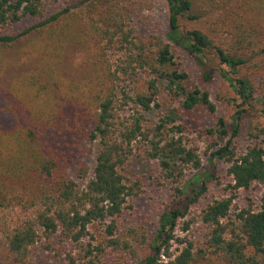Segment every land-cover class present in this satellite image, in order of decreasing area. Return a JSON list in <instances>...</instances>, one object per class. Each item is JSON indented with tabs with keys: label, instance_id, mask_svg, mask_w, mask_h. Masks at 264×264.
I'll use <instances>...</instances> for the list:
<instances>
[{
	"label": "trees",
	"instance_id": "trees-1",
	"mask_svg": "<svg viewBox=\"0 0 264 264\" xmlns=\"http://www.w3.org/2000/svg\"><path fill=\"white\" fill-rule=\"evenodd\" d=\"M163 1L165 40L139 38L119 0H83L77 11L51 10L45 0H0V72L3 53L17 42L25 40L37 48L34 69L4 92L14 121L3 118L0 104V232L15 263L27 258L39 232L45 238L58 234L80 243L95 222L105 225V245L87 243L67 264H109L106 255L117 250L113 264H191L205 256L203 249L194 251L191 241L179 238L176 241L184 244L179 253L170 252L177 221L206 191V182L215 179L210 169L200 172L201 159L176 123L182 121L181 113L201 107L214 112L215 107L208 91L190 85L188 75L177 68L173 46L205 69V81L217 73L238 101L230 119L218 118L209 130L215 141L208 163L215 159L228 165L231 192L254 183L264 187V149L253 144L238 152L233 144L247 117L264 120L261 85L246 74L259 67L257 57L264 60V43L257 47V37L264 36V2L228 0L238 33L233 45L223 48L201 30L181 26L182 19L201 20L198 0ZM254 8L260 29L244 27ZM26 18L32 24L13 32ZM78 42L86 44L93 58L91 72L75 81L63 75L61 62L65 48ZM160 99L171 101V107L146 127L145 115L160 108ZM249 125L258 128L253 121ZM85 154L92 158L91 167L82 158ZM137 157L155 160L175 198L184 196L160 214L147 243L144 233L131 228L119 235L118 228L127 200L140 192L139 184L126 175ZM70 170L82 185L68 176ZM187 170L198 171L188 181L199 186L193 196L183 189ZM28 181L39 191L26 205L18 192H31ZM233 199H213L200 210V221L208 229L206 249L231 264H264V190L257 209L242 208L232 216ZM15 201L19 213H14ZM187 228L185 224L183 230Z\"/></svg>",
	"mask_w": 264,
	"mask_h": 264
},
{
	"label": "rangeland",
	"instance_id": "rangeland-1",
	"mask_svg": "<svg viewBox=\"0 0 264 264\" xmlns=\"http://www.w3.org/2000/svg\"><path fill=\"white\" fill-rule=\"evenodd\" d=\"M50 4V9H62L65 7L72 8L77 11L78 3L83 0H45ZM204 15L199 21H187L182 19L181 26L185 29H199L213 42L223 48H230L238 33L236 29V17L233 11V5L228 0H198ZM264 2V0H260ZM124 5V10L128 15L135 33L139 38L148 39L151 36L160 37L165 40V32L167 31L166 7L163 0H119ZM258 3L256 7H259ZM255 7V8H256ZM248 11L246 18L249 22L244 27L251 26L260 29L262 22L257 16V9ZM247 21V20H245ZM32 24L29 18L24 19L13 32L22 30L25 26ZM258 32H262L261 30ZM256 32V34L258 33ZM259 36V35H258ZM257 47H263L264 36L257 37ZM28 45V46H27ZM29 49V50H28ZM36 46H31L25 40L17 42L12 48L7 49L3 53L4 69L0 72V104L3 106V118L12 122L15 117L8 109V101L4 92L10 89L22 74L34 69L37 62L35 53ZM27 50V51H26ZM173 53L177 68L188 75L190 85L200 87L208 91L210 101L214 104L215 111L210 112L206 108H198L195 111L181 113L182 121L176 122L183 127L181 135L188 147L196 149L201 159V169H210L215 179L206 182V191L203 192L196 204L190 205L187 215L183 219L177 221V226L173 232L174 239L170 241V252L175 256L182 248L176 239H185L191 241L194 245V251L203 249L204 257H196L191 264H231L223 257L213 256L207 251L205 239L207 227L200 221L199 212L213 199L233 196L230 215H234L242 208L257 209L260 204V198L264 187L254 183L247 190H238L231 192L228 185L231 184V177L227 173L228 165L221 160H212L208 163L207 156L212 151L211 145L215 141V137L209 133L213 129L218 118L228 121L236 110L235 95L231 92L225 82H223L217 73L212 72L211 78L205 81L203 72L205 69L199 65L190 55L178 46H173ZM92 52L85 43L78 42L68 45L64 52L61 62V71L63 75L70 80H81L92 69ZM260 61L258 68L246 71L255 84L261 85V92L264 93V60L262 56L257 57ZM211 61V60H210ZM209 65H214L209 62ZM262 95V94H261ZM171 101L160 99V108L153 110L145 115V126L151 127L155 125L159 118L171 107ZM250 121L257 123L258 128H249ZM260 126V127H259ZM263 128L262 131L259 129ZM233 144L238 152H242L249 145H258L264 149V120L260 117L255 119L246 118V122L240 130L237 137L233 139ZM89 146L87 145V149ZM84 148L80 151L84 152ZM84 162L91 167L92 158L86 154L82 157ZM157 162L153 159L144 157L134 158L127 166L126 175L130 181L137 182L140 192L136 197L128 199L124 207L121 218L118 220L119 235L128 231V229H136L144 233L146 243L150 241L156 232L158 219L160 214L169 207L177 206V202L181 201L184 196L176 197L173 194L171 186L163 180L158 170ZM198 171L187 170L184 177L183 189L186 194L191 196L199 190V186L194 183L188 185V181L193 174ZM68 176L72 177L79 185L83 184V180L77 177L75 171H68ZM31 187V192L21 189L18 195L24 204L29 205L30 199L34 194L38 193V187L30 181L26 182ZM193 192V194H192ZM21 206L15 201L14 213H19ZM188 224L187 230H183V226ZM105 225L93 223L88 227L89 235L80 243H74L55 234L49 238L39 232L38 241L30 247L27 258L22 263H15L12 255L8 252L7 247L3 243L2 234L0 232V261L3 264H67L70 257L77 258L80 249L90 243L92 247L97 245H105ZM106 255V263L113 264V260L118 257L119 251Z\"/></svg>",
	"mask_w": 264,
	"mask_h": 264
}]
</instances>
